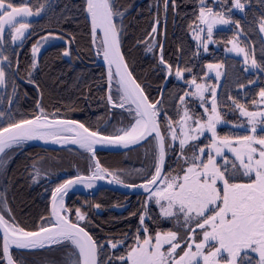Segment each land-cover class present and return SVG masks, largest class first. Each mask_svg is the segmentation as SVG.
Listing matches in <instances>:
<instances>
[{
	"label": "snow or ice",
	"instance_id": "snow-or-ice-1",
	"mask_svg": "<svg viewBox=\"0 0 264 264\" xmlns=\"http://www.w3.org/2000/svg\"><path fill=\"white\" fill-rule=\"evenodd\" d=\"M247 3L196 0L188 23L194 47L179 45L173 59L165 46L166 24L177 0H154L150 31L132 46L143 47L155 61L153 87L136 74L132 48L125 47L128 7L119 0H81L85 27L79 38L103 61L101 85H106L100 97L104 112L93 124L87 117L72 118L80 110L74 102L46 103L38 78L43 43L61 40L65 47L59 56L79 59L84 49L73 48L77 34L45 30L32 43L29 60L21 63L17 49L36 34L30 18L46 15L52 4L0 0V89L11 88L9 105L18 95V80L36 94L27 113L0 110V264H264V86L243 92L244 102L240 93H228L225 100L218 91L227 76L224 62H205L209 46L220 43L218 26L230 25L233 35L225 43L231 46L224 51L242 57L245 73L264 74V40L258 61L255 48L242 46L239 37L246 34L232 16L233 9L243 13ZM257 23L264 33V15ZM258 79L244 83L237 78L236 87L243 90ZM229 112L234 120L226 119ZM117 116L120 126L106 134ZM222 125L231 127L221 133ZM29 141L76 146L85 161L83 167L73 165L74 175L45 188L50 192L46 215L31 226L17 220L8 200L10 165ZM98 145L139 146L145 150L144 162L130 180L124 168L101 162ZM45 160L32 158L24 166L26 179L39 183L48 177ZM100 181L142 190L139 206L115 218L126 227L100 229L95 215L101 203L66 202L77 186L98 190ZM26 252L45 255L28 261Z\"/></svg>",
	"mask_w": 264,
	"mask_h": 264
},
{
	"label": "trees",
	"instance_id": "trees-1",
	"mask_svg": "<svg viewBox=\"0 0 264 264\" xmlns=\"http://www.w3.org/2000/svg\"><path fill=\"white\" fill-rule=\"evenodd\" d=\"M20 0H17L19 3ZM33 3L36 0H32ZM43 2V0H39ZM52 4V10L41 17L30 18L35 27L36 34L26 40L23 48H18L20 52L19 59L21 63L27 62L31 55V45L45 34V30H52L57 33L73 32L78 36V41L73 48L84 49L79 53L80 58L70 60L67 57L61 58L59 52L65 44L61 40L43 43L41 48V69L39 80L45 88L46 103H72L80 109L72 113V118L85 119L87 117L93 124L96 123V117L103 114L104 109L101 107L100 97L104 93L101 91V73L103 67L98 64H92L93 55L85 48V40L80 39L84 30L83 16L80 15L78 6L81 0H49ZM196 0H177L178 8L174 14L169 10L166 24L167 39L166 50L169 55L175 58L177 47L183 44L185 49L189 46L193 47L192 41L188 34V23L192 19L191 13L195 6ZM121 5L128 7V13L125 16L124 23L127 26V36L125 37V47L132 48V57L135 61V72L143 80L152 84L155 87L156 75L153 71V60L150 53H146L143 47L132 46L138 37H142L146 32L150 31V24L154 15V0H119ZM230 3V0H229ZM149 5H153L150 10ZM243 16L237 17L241 22V28L246 34V40L251 47L255 48L257 60L261 59V41L263 40L258 32V19L264 15V2L262 0H248ZM67 17V19H65ZM219 29H222L220 31ZM215 38L219 41L227 40L231 35V29L219 28ZM164 31V26H161V32ZM162 38V37H161ZM19 43V42H18ZM190 55V53H188ZM77 55L76 52L73 53ZM220 60L225 64L227 76L223 78L222 87L220 88L221 97L226 100V95L231 93L237 96L244 102L243 92L251 91L258 92L260 86H264L261 81L264 80V74H258L255 70L245 73L240 60L234 56L220 57ZM259 75L256 85H248L241 90L236 87L237 78L240 82L246 83L247 79H256ZM63 81V83H61ZM19 85L18 95L14 98V103H7V95L11 94V88L7 90L0 89V110L11 108L17 116L21 112L27 113L31 110L35 93L32 86L26 81H17ZM27 93V95H25ZM84 97H87L85 99ZM251 99V96L248 97ZM230 103V102H229ZM119 116L113 119L112 124L106 129V134L111 133L117 126ZM3 120L0 119V123ZM103 127V122H101ZM134 149L125 152H108L98 151V158L103 164L110 167L124 168L131 176H135L134 169L141 167V161L131 159L130 153ZM127 154V157H126ZM37 156L45 158H53L54 167H65L71 172H75L74 164L84 166V158L76 151V147L64 149H44L30 142L24 147L23 155L16 156L13 163L10 165L8 172L9 191L8 200L13 208L17 220L21 223H26L31 226L33 223H40V216L46 215L45 209L49 204L50 194H45V188L54 187L59 180L64 178V172H58L54 176L40 180L39 183H32L26 179L25 165L30 164L31 159ZM139 183V181H136ZM85 199L93 200L104 205L99 210H96L95 221L100 226V229L108 231L109 229H120L126 227L123 220H117V217H126L125 208L134 209L139 206V202L143 199L142 195H126L113 191L107 188H100L94 194L69 193L66 197L67 203L73 201L79 203ZM122 205V207H115ZM99 231V229H98ZM44 253H36L34 256L25 253L24 258L28 261L39 260Z\"/></svg>",
	"mask_w": 264,
	"mask_h": 264
},
{
	"label": "rangeland",
	"instance_id": "rangeland-1",
	"mask_svg": "<svg viewBox=\"0 0 264 264\" xmlns=\"http://www.w3.org/2000/svg\"><path fill=\"white\" fill-rule=\"evenodd\" d=\"M211 2V0H209V3ZM241 2H244V0H241ZM246 6H247V4H246ZM244 14L242 13V12H240L239 10H236V9H233V12H232V16H233V19H237V17H239V16H243ZM232 27L233 26H230V25H224V26H218V29L219 28H227V29H231V35H230V37L228 38V39H230L231 37H232V35H233V31H232ZM163 32V31H162ZM258 32H259V29H258ZM188 34H189V38H190V40H191V36H190V33L188 32ZM259 34H260V36L262 37V39L264 40V33H260L259 32ZM239 40L240 41H242V46H243V44H249L248 43V41L246 40V37H245V35H241L240 37H239ZM192 41V40H191ZM226 40H223V41H220V43L218 44V45H210L209 46V53L208 54H205V62H213V63H215V62H221V60H220V57H225V56H234V57H237L239 60H240V62H241V65H242V57H238V56H236V54L235 53H226L225 51H224V48L227 46V47H230L231 45H226ZM18 43V42H17ZM192 44H193V47H194V42L192 41ZM250 45V44H249ZM99 61H101V59H99V58H95L94 56H93V62H92V64H98V63H96V62H99ZM98 65H101V64H98ZM102 66V65H101ZM243 67V66H242ZM224 70H225V68H224ZM253 71V70H252ZM251 71V72H252ZM223 78L224 77H222V80H221V84H222V81H223ZM218 91H220V89H218ZM224 111H227V109H224ZM236 115H238V113L236 114ZM236 118V116L235 115H233L232 113H228V115L226 116V119H228V120H234ZM120 120V117L118 118V121ZM118 121H117V126L116 127H119L120 125H119V123H118ZM230 127H231V125H222V126H220L219 127V131H221V133H224V132H227L229 129H230ZM144 149L143 148H141V147H137V148H135V150H133V152L132 153H130V156H131V159H133V160H139V161H141L142 163L144 162ZM128 152V151H127ZM126 151H125V153H127ZM126 157H127V154H126ZM53 162H54V160H53V158H46V160H45V165H44V167H46V168H49L50 169V174H49V176L48 177H46V178H41V180H43V179H47V178H50V177H52V176H54L55 174H57L58 172H64V174H65V176H64V178H62V179H65V178H67L69 175H74L75 174V172H71V171H69L67 168H65V167H61V168H56V167H54V164H53ZM141 163V164H142ZM54 177H56V176H54ZM61 180H59V182H60ZM80 187V186H79ZM78 190H80V191H78ZM50 194V192H48V191H45V194ZM69 193H82V194H91V190H89V189H83V187L82 188H75V189H73L72 191H70Z\"/></svg>",
	"mask_w": 264,
	"mask_h": 264
},
{
	"label": "water",
	"instance_id": "water-1",
	"mask_svg": "<svg viewBox=\"0 0 264 264\" xmlns=\"http://www.w3.org/2000/svg\"><path fill=\"white\" fill-rule=\"evenodd\" d=\"M96 63L101 64L103 69H104L102 60L99 61V62H96ZM29 142L34 144V145H36V146H39L41 148L51 149V150L76 147V146H73V145L65 146V145H60V144H54V143H51V142L45 143L43 141H29ZM97 147H98V151L125 152V151H129L131 149L137 148L139 146H129L128 148H125L123 146H99L98 145ZM97 188H98V190L100 188H107V189H110V190H113V191H117L119 193L126 194V195H141V192H142V190L128 189V188H124V187H122L120 185L108 184L106 181L98 182ZM98 190H91V194L96 193ZM78 191H80V190H78ZM49 201H50V197H49ZM48 206H49V204H48Z\"/></svg>",
	"mask_w": 264,
	"mask_h": 264
},
{
	"label": "bare ground",
	"instance_id": "bare-ground-1",
	"mask_svg": "<svg viewBox=\"0 0 264 264\" xmlns=\"http://www.w3.org/2000/svg\"><path fill=\"white\" fill-rule=\"evenodd\" d=\"M76 188H79V189H80V188H82V186H80V187H79V186H77Z\"/></svg>",
	"mask_w": 264,
	"mask_h": 264
}]
</instances>
